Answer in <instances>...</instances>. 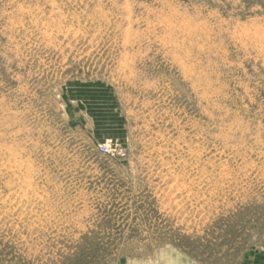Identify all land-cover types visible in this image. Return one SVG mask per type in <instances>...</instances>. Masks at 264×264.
<instances>
[{"label":"rangeland","instance_id":"obj_1","mask_svg":"<svg viewBox=\"0 0 264 264\" xmlns=\"http://www.w3.org/2000/svg\"><path fill=\"white\" fill-rule=\"evenodd\" d=\"M264 253V0H0V264Z\"/></svg>","mask_w":264,"mask_h":264},{"label":"crops","instance_id":"obj_2","mask_svg":"<svg viewBox=\"0 0 264 264\" xmlns=\"http://www.w3.org/2000/svg\"><path fill=\"white\" fill-rule=\"evenodd\" d=\"M245 264H264V253L258 255H255L254 258L247 261Z\"/></svg>","mask_w":264,"mask_h":264}]
</instances>
